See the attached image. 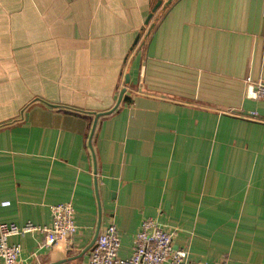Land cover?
<instances>
[{"label": "crops", "instance_id": "obj_1", "mask_svg": "<svg viewBox=\"0 0 264 264\" xmlns=\"http://www.w3.org/2000/svg\"><path fill=\"white\" fill-rule=\"evenodd\" d=\"M156 1L0 0V222L70 202L77 225L9 237L23 264H87L109 224L128 257L146 218L192 262L264 264V101L244 82L264 81V0H172L144 27Z\"/></svg>", "mask_w": 264, "mask_h": 264}, {"label": "built area", "instance_id": "obj_2", "mask_svg": "<svg viewBox=\"0 0 264 264\" xmlns=\"http://www.w3.org/2000/svg\"><path fill=\"white\" fill-rule=\"evenodd\" d=\"M244 82L247 98L264 101V81H254L247 77ZM7 204L6 201L1 203L2 206ZM76 230L74 209L70 202L52 205L48 224L37 225L27 221L23 225H16L12 222H0L1 264H23L19 259V245L8 241L11 236L39 232L44 234V245L48 246L60 241H70ZM174 233L156 219L146 218L135 235L132 253L128 257H120L119 233L115 224H109L98 235L89 252L87 264H208L205 261L192 262L187 247L174 248Z\"/></svg>", "mask_w": 264, "mask_h": 264}, {"label": "water", "instance_id": "obj_3", "mask_svg": "<svg viewBox=\"0 0 264 264\" xmlns=\"http://www.w3.org/2000/svg\"><path fill=\"white\" fill-rule=\"evenodd\" d=\"M172 0H166L164 3H162V0H157L155 2V4L153 5L151 11L149 12V14L147 15L146 19H145V22H144V27L148 25L150 19L153 17L154 13L156 12V10L159 8V6H162L163 8L168 5ZM143 27V28H144ZM143 29L141 31H139L137 37L135 38L134 40V43H133V47L134 45L137 43L138 39L140 38L141 36V33H142ZM125 83L127 84L128 83V76L125 77ZM125 92V89L123 88L120 93H119V96H118V99H117V102L115 104V106L111 109V111L120 103V101L122 100V97H123V94ZM111 111H107V113L111 112ZM103 114H106L105 113H94L95 115V118H94V123H93V126H92V130H91V133H90V136H89V140H90V137L92 136V133H93V130H94V127H95V122L97 121V118L100 116V115H103ZM98 234V230L96 231V234L91 242V244L89 245V247H91L92 245H94V242H95V239H96V236ZM50 264H58L57 262L56 263H50Z\"/></svg>", "mask_w": 264, "mask_h": 264}]
</instances>
